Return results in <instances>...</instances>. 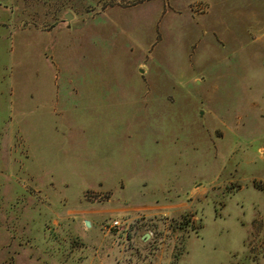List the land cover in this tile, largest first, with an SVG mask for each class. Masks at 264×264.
I'll use <instances>...</instances> for the list:
<instances>
[{
	"label": "rangeland",
	"instance_id": "rangeland-1",
	"mask_svg": "<svg viewBox=\"0 0 264 264\" xmlns=\"http://www.w3.org/2000/svg\"><path fill=\"white\" fill-rule=\"evenodd\" d=\"M0 264H264V0H0Z\"/></svg>",
	"mask_w": 264,
	"mask_h": 264
},
{
	"label": "crops",
	"instance_id": "crops-1",
	"mask_svg": "<svg viewBox=\"0 0 264 264\" xmlns=\"http://www.w3.org/2000/svg\"><path fill=\"white\" fill-rule=\"evenodd\" d=\"M58 151H63V150H58ZM66 155H70V152L67 150V148L64 150ZM80 157H78L77 159H79ZM74 160V158H73ZM72 160V161H73ZM93 165H90V168ZM71 169V172L69 174H73L72 172L76 171V176H74L72 179H75L74 181L69 179L68 177L70 176L69 174H67L65 177H59L58 179H56L54 176H52L53 178L47 180L48 177L44 176V175H40L39 177L35 176V172H29L30 174V180L32 182L35 183V189L39 192V193H43L45 190H48L49 195H51V190L50 188H52L53 190L57 189L56 185L58 183L59 187H62L63 189H73L76 191V195H78V197H82L83 199H86V201L89 203L88 206L82 205L84 203L81 202V209L79 210H75V211H64V210H54L53 207L51 210L52 214L54 215H62V219L64 220L63 223H66L67 221H75V218L73 215H83L84 216V222L87 221V217H90L92 220L91 221H87L88 223H90L89 226H92L93 224H95L96 222L100 221L103 215H107L110 213H119V214H123V216L125 218H130L131 220H134L136 218H138V214L140 213H147L145 216L147 217H152V216H156L158 215L160 212H162L163 210H168L169 208H172L173 206H169L168 204H165L163 202H161L162 200L159 199H155L153 201H149L147 202V204H143L141 207H137V208H130L128 207L127 203H124V205H122V203H120L119 201L116 203L117 205L115 207H113V205H111V203L113 202L112 198L109 199L108 201H102V202H94L91 201L89 199H87L86 194L89 191H93L92 186L95 185L96 183H92V181L90 180V176L88 174V172L85 171H81V168L79 167V165H76L74 167H68L67 171ZM92 171V170H91ZM94 172V170L92 171ZM71 180V181H70ZM48 182L44 183V182ZM99 183V185L103 186V182L100 180L97 181ZM123 189H126V186L124 184H121ZM108 193L110 192L109 196H113V192L112 191H107ZM112 193V194H111ZM68 198L65 199V204H68ZM104 205V207H102V209H98V208H94V205ZM174 205V204H173ZM51 208V207H49ZM129 219V220H130ZM55 225L58 227L64 226L63 224H61L59 221L55 220L54 221ZM113 250V249H112Z\"/></svg>",
	"mask_w": 264,
	"mask_h": 264
},
{
	"label": "built area",
	"instance_id": "built-area-1",
	"mask_svg": "<svg viewBox=\"0 0 264 264\" xmlns=\"http://www.w3.org/2000/svg\"><path fill=\"white\" fill-rule=\"evenodd\" d=\"M94 194V193H93ZM93 194H89L87 197L89 199H95V200H98V199H101L100 196L99 198L98 197H95L96 195H93ZM128 227V225H126V222H122L120 220H114L113 222H111L110 224V228L111 229H115V230H118V229H121V228H124V227Z\"/></svg>",
	"mask_w": 264,
	"mask_h": 264
},
{
	"label": "water",
	"instance_id": "water-1",
	"mask_svg": "<svg viewBox=\"0 0 264 264\" xmlns=\"http://www.w3.org/2000/svg\"><path fill=\"white\" fill-rule=\"evenodd\" d=\"M67 19H68V20L71 19V16L68 15V16H67ZM87 224L90 225V223H88V222H87Z\"/></svg>",
	"mask_w": 264,
	"mask_h": 264
}]
</instances>
